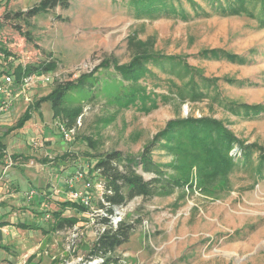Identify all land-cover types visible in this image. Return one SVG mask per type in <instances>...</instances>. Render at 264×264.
Here are the masks:
<instances>
[{
	"label": "rangeland",
	"instance_id": "374dc122",
	"mask_svg": "<svg viewBox=\"0 0 264 264\" xmlns=\"http://www.w3.org/2000/svg\"><path fill=\"white\" fill-rule=\"evenodd\" d=\"M0 1V18L8 22L0 26V39L11 53L7 61L0 54V71H13L19 62L54 61L57 66L34 72L19 84L14 76L8 80L0 75V104H10L0 115V137L6 142L7 162L16 156L23 164H10L11 171L25 181H41L42 212L60 210L62 202L77 200L80 190L91 202L89 211L65 209V216L81 220L47 235L42 264H103L102 257L89 253L102 231L96 220L106 215L100 206L106 183L91 169L90 155L113 150L138 154L169 120L189 115L222 120L252 145L249 158L241 159L245 153L236 143L231 155L240 161L230 173L209 179L200 176L205 168L199 171L196 165L170 168L173 177L193 182L192 189L185 186V196L177 189L116 206L115 226L122 220L136 225L116 262L109 264H264V25L253 0H246L238 14L214 12L197 0L209 12L200 16L190 2L179 0L177 8L187 11L184 17L137 16L132 0H69L68 9L42 12L31 24L7 19V10H26L41 0ZM133 34L151 41L156 51L196 67L203 97L192 98L193 73L173 68L170 61L151 63L154 76L138 83L124 80L114 63L101 66L106 58L129 63L128 38ZM84 73L92 75L88 85L69 91L61 115L55 116L52 102L44 98L58 83ZM39 101L38 110L34 104ZM30 107L31 120L17 128ZM76 108L81 111L71 119L67 113ZM157 152L164 162L180 164L167 150ZM29 187L23 184L22 193ZM43 216L42 224L49 225L52 215Z\"/></svg>",
	"mask_w": 264,
	"mask_h": 264
},
{
	"label": "trees",
	"instance_id": "16d2710c",
	"mask_svg": "<svg viewBox=\"0 0 264 264\" xmlns=\"http://www.w3.org/2000/svg\"><path fill=\"white\" fill-rule=\"evenodd\" d=\"M191 3L194 15L209 14L207 9L197 0H187ZM208 3L210 9L222 14H238L247 6L246 0H204ZM252 4L257 10L261 11V23L264 25V0H253ZM176 2L179 0H132L133 6L136 8L137 16H152L161 17L163 15H186L187 11L180 5L177 8ZM1 5V1H0ZM251 5V4H250ZM58 7L68 9L70 7L69 0H41L26 12L23 11H8L7 19L24 20L26 24H31L32 21L42 12L53 11ZM3 19V18H2ZM16 25V24H15ZM0 26H8V22L4 19L0 20ZM17 31L22 35H27L23 32L20 26H15ZM31 37L28 36L27 39ZM128 50L131 53V60L127 64H120V61L104 59L101 66L110 67L111 63L116 67L119 73L122 74L124 80L138 83L142 79L154 76L150 68V64L157 62L163 63L170 61L173 68L178 65L184 69L185 73H193L190 82V92L192 98H202L203 92L199 90V82L196 79L194 71L198 69L185 61L183 58H178L172 55H166L156 51L155 45L151 41H143L135 34L128 38ZM215 56L218 55L217 50H211ZM0 53L4 60L10 58V51L3 45L0 40ZM1 57V56H0ZM6 57V58H4ZM231 59H235L231 56ZM4 62V61H3ZM54 61L39 62L36 64H24L19 62L17 66L11 70L0 71V75L15 78L17 84L21 83L26 77L34 72L41 71L47 73L56 68ZM91 74L84 73L80 77L58 83L53 91L44 98L43 101H51L52 107L55 110V116L61 115V109L67 99L69 91L83 89L87 79ZM203 81H208V78L202 76ZM184 97V95H181ZM127 101H134L129 98ZM41 102H36L34 108L38 109ZM32 109L30 107L25 114L19 119L17 128H23L26 123L32 118ZM258 109V108H253ZM39 110V109H38ZM248 110V108H247ZM81 108L70 111L67 116L71 119L79 115ZM236 143L240 144L244 156L241 159L249 158V150L252 145H247L245 141H241L232 128H229L222 120L212 116L197 117L189 115L188 117H176L169 120L166 125L158 131L144 147V150L138 154L119 150L111 152L95 153L90 155V163H93L92 170L97 172L100 179L106 183L104 199L105 202H100L101 208L105 210L106 215L96 222L100 224L101 233L98 238L92 243L89 250L92 257H102L103 264L116 262V255L122 245L129 242L135 231V223H129L125 220L118 222L117 226L112 222V216L115 214V207L123 205L137 196H142L146 199L155 196H168L173 194L177 189L183 191L186 195L185 186L190 185L189 189L193 188V182L189 179L175 178L170 174V168L196 165L197 169L204 171L200 176H210L209 179L216 178L217 175H225L230 173L238 164L240 159L236 160L231 155ZM165 149L167 154H173L180 159V164L173 162H164L161 160L157 151ZM6 142L0 137V164L7 159ZM264 161V152L261 156ZM16 160V156L14 157ZM123 161V162H120ZM263 163L260 164L259 170H262ZM150 175V178L146 177ZM67 207H71L80 212L89 211V207L81 203L80 200H68L61 203L60 210L48 211L43 210L45 214H51L52 219L49 221V230L60 231L68 227H73L81 218L75 216H65L64 211ZM142 217L138 219V223L142 222ZM209 238L204 243H208ZM56 263V262H55Z\"/></svg>",
	"mask_w": 264,
	"mask_h": 264
},
{
	"label": "crops",
	"instance_id": "0c3cea01",
	"mask_svg": "<svg viewBox=\"0 0 264 264\" xmlns=\"http://www.w3.org/2000/svg\"><path fill=\"white\" fill-rule=\"evenodd\" d=\"M33 6L26 10L10 8L7 11L26 12ZM7 160L8 158L0 164V264H42V249L47 246V235L61 230H49L44 221L42 224L43 214H46L42 212L41 181L38 179L32 183L27 178L25 181L16 177L15 171H11L10 164L13 166L23 164L16 162L15 159L9 164ZM23 184L30 186L25 193H22ZM34 184L39 190H34L37 187ZM15 199L21 203L17 204ZM54 263L52 261L50 264Z\"/></svg>",
	"mask_w": 264,
	"mask_h": 264
},
{
	"label": "built area",
	"instance_id": "2783aa9c",
	"mask_svg": "<svg viewBox=\"0 0 264 264\" xmlns=\"http://www.w3.org/2000/svg\"><path fill=\"white\" fill-rule=\"evenodd\" d=\"M9 108H10L9 102L6 101V100H3V102L0 104V115H1L2 112L6 111ZM33 192H35V191H32V193ZM75 198H77L78 200H80L81 203H83L86 206H88V205L91 204V202H90V196H88V194L85 193V191H83V190L77 191L75 193Z\"/></svg>",
	"mask_w": 264,
	"mask_h": 264
}]
</instances>
